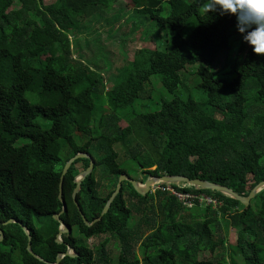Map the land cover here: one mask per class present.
I'll use <instances>...</instances> for the list:
<instances>
[{
	"label": "trees",
	"instance_id": "obj_1",
	"mask_svg": "<svg viewBox=\"0 0 264 264\" xmlns=\"http://www.w3.org/2000/svg\"><path fill=\"white\" fill-rule=\"evenodd\" d=\"M123 1L55 0L45 5L43 0H0V264H44L27 252L28 240L18 224L3 225L10 219L22 223L32 252L48 263H55L68 245L77 257L65 256L58 264H96L104 256L86 242L109 234L123 245L113 264H264V190L245 208L219 192L187 185L160 184L141 197L122 182L107 213L86 226L72 198L74 178L89 165L86 158L75 160L63 178L66 213L59 218L71 233L55 242L61 171L78 153L93 160L74 199L88 223L100 216L113 192L99 197L98 168L100 177H115L116 183L128 166L147 176L208 181L243 197L264 180V0ZM116 5L153 23L143 32L157 46L137 50L127 76L104 92V74L71 56L72 51L80 56L74 46L83 24L92 18L107 21L106 13ZM126 12H115L111 21ZM158 30L163 42L155 39ZM222 53L224 62L211 70ZM196 64V95L183 97L178 94L179 72ZM156 80L171 99L136 112L134 103ZM121 120L128 123L125 128L119 127ZM128 140L142 142L146 149L119 163L113 147ZM62 151L66 155L61 159ZM168 188L188 198L179 200ZM125 191L144 208L129 207ZM154 200L159 201L156 229L141 241L140 258L129 255L126 236L138 231L141 239L148 225L139 231L131 221L133 211L148 210ZM191 209L199 210L189 214L197 220L187 222L181 214ZM220 226L225 237L217 240ZM229 229L236 232V241L226 245L228 259L199 260L200 253L213 254L225 246Z\"/></svg>",
	"mask_w": 264,
	"mask_h": 264
},
{
	"label": "rangeland",
	"instance_id": "obj_2",
	"mask_svg": "<svg viewBox=\"0 0 264 264\" xmlns=\"http://www.w3.org/2000/svg\"><path fill=\"white\" fill-rule=\"evenodd\" d=\"M45 5H49L55 2V0H43ZM125 4L131 5L130 0H124ZM127 10V12H126ZM124 11L126 14L124 17L119 18L118 20H112V17L115 12ZM108 18L107 21L102 19L92 18L86 21L82 27V34L77 38L76 45L74 46V51H76L80 56L77 57L72 51L71 58H76V60H81L85 65L89 66L91 69L100 72L103 75V78L106 81V84L103 88V91L106 92L112 84H114L115 79L117 81L124 79L129 71V66L133 60L134 53L137 50L148 49L153 50L157 46V42H154L152 36H145L143 31L148 30L152 27L153 23H149L144 20V17H139L131 8L122 9L118 5L112 10L106 13ZM109 22H112L109 24ZM134 30V31H132ZM128 34V35H127ZM155 39H159L160 42H163L162 32L158 30L156 32ZM225 60V53H222L218 57V65L217 68L211 66V70L216 71L218 67L221 66ZM198 64L193 66L185 67L181 72H179V76L181 78V85L178 87V94L186 97L187 95L195 96L196 92L192 87L193 82L195 83L193 72L196 71ZM106 68V69H105ZM105 69V70H104ZM157 81V80H156ZM107 89V90H106ZM160 99H164L165 101H169L171 99L170 95L167 94L159 84V82H152L149 88L146 90V95L139 101L134 103L133 107L136 112L145 113L148 111V107L150 103H157ZM102 109V113H103ZM101 114H97L96 120L98 116ZM36 123L45 126V123H42L41 120H36ZM127 122L121 120L118 125L120 128H125L127 126ZM133 139V138H128ZM91 151H94L91 148ZM146 146L142 142H138L136 140H129L123 144L118 143L115 144L113 150L118 155V162L124 163L127 158L133 155L143 154ZM66 155L65 151H62L59 156L60 158H64ZM96 159L99 157L95 154ZM125 165V164H124ZM154 168H151L153 170ZM125 170L130 178L140 182L145 175V170L142 169H131L128 166H125ZM100 168L94 174V178L96 180L97 192L99 197H105L110 191H113L117 185L115 177H100ZM126 174V175H127ZM143 184V183H142ZM160 184H155L150 187V193H154L155 190L160 189ZM128 192V190H126ZM124 192L123 199L126 200L127 205L130 207L131 204H138L140 208H144L145 204H140L137 200L129 197L127 192ZM203 201H201V204ZM200 204V205H201ZM154 206V209L152 208ZM159 207V201L154 200L148 204V210H141L140 212L133 211L132 214V223L138 227L137 229L140 231L142 228L145 229L143 237L138 238V231H136V235L126 236L128 237V245L130 246L129 252H125L127 254L134 253L138 258L139 257V246L143 238L154 231L156 229L157 221L160 220L159 214H157V209ZM204 206L201 205L199 210L203 213ZM192 212L182 213L183 219L187 222H193L197 220V218H192L189 216L190 213L193 215L197 213L199 210L191 209ZM154 211V212H153ZM193 211H195L193 213ZM180 216V215H178ZM176 217L179 219V217ZM150 220V223L148 222ZM73 236H76L77 228L73 226ZM64 237L67 235L64 234ZM215 237L217 240H220L225 237V230L220 226L215 232ZM108 240L102 247V243L104 240ZM236 241V232L233 229H229L227 233V242L224 247L217 249L213 254H209L207 252L200 253L198 255L199 260H212L216 261L221 258L228 259V244H235ZM86 245L89 249H91L97 256H99V252L103 254L104 258L97 257L99 260H96V264H113L117 259L119 252L122 250V243L115 236H111L109 234H103L99 236L92 237L87 240Z\"/></svg>",
	"mask_w": 264,
	"mask_h": 264
},
{
	"label": "water",
	"instance_id": "obj_3",
	"mask_svg": "<svg viewBox=\"0 0 264 264\" xmlns=\"http://www.w3.org/2000/svg\"><path fill=\"white\" fill-rule=\"evenodd\" d=\"M81 158H86L89 160V165L88 167L82 171L81 173H79L75 178H74V183H75V188L72 192V198H73V202L74 205L77 209V211L80 214L81 219L83 220L84 224L86 226H91L94 223H96L97 221L100 220V218L105 215L111 205V203L113 202V200L116 198V196L119 194L120 190H121V186H122V182H127L131 185V187L133 188V190L141 197L146 196L147 194L150 193V187L154 186L155 184H166V185H187V186H192L195 189H203V190H211V191H216L219 192L235 201H238L243 207H248L250 201L255 197V195L259 192H261L262 190H264V180L259 182L257 185H255L251 191L249 192V194L246 197L240 196L238 194H236L232 189L218 185V184H214V183H210L208 181H204V180H199V179H189L187 177L184 176H168V175H163V176H159V177H154V176H147V178L144 180L143 184L130 178L128 175L126 174H122L118 177V181H117V185L115 187V189L113 190V192L111 193L110 197L107 199L101 213L100 216L98 218H95L91 223H88L86 221V219L84 218L83 214L81 213L79 206L76 204V202L74 201L76 194L79 192L80 190V186L82 181L91 174L92 170H93V160L91 158L90 155L86 154V153H78L76 155H74L72 158H70L63 166V169L61 171V175H60V180H59V186H58V199L62 205V210L58 213L53 215V219L56 220L59 223V228H58V234L57 237L55 239V242L57 244L62 243V240L60 239V236L63 234H70L71 233V228L69 227L68 224H65L60 218L59 216L63 213H66V205L65 202L62 198V183H63V178L66 174V172L68 171V169L70 168V166L73 164V162L77 159H81ZM18 224L21 229L23 230L24 234L27 237L28 243H27V247L26 250L27 252L35 259H37L40 262H43L44 264H58L62 258H64L65 256L71 257V258H75L77 257V254L75 253L74 249L71 248L70 246L66 245V251L64 253H58L56 256V261L55 263H48L46 261H44L41 257L37 256L36 254H34L31 250L30 247V235L28 230L22 225L21 222L17 221L16 219H10L6 222L3 223V225L6 224ZM3 239V233L0 230V242Z\"/></svg>",
	"mask_w": 264,
	"mask_h": 264
},
{
	"label": "built area",
	"instance_id": "obj_4",
	"mask_svg": "<svg viewBox=\"0 0 264 264\" xmlns=\"http://www.w3.org/2000/svg\"><path fill=\"white\" fill-rule=\"evenodd\" d=\"M168 190L175 196L177 197L179 200H186L188 198V196H184V195H181V194H178L176 192H174L173 190L169 189ZM206 204H209L211 201L207 198H205V200H203ZM187 203L188 206H190V203L189 202H185ZM215 203V202H213Z\"/></svg>",
	"mask_w": 264,
	"mask_h": 264
},
{
	"label": "flooded vegetation",
	"instance_id": "obj_5",
	"mask_svg": "<svg viewBox=\"0 0 264 264\" xmlns=\"http://www.w3.org/2000/svg\"><path fill=\"white\" fill-rule=\"evenodd\" d=\"M142 181V180H141ZM144 181H142V183H143Z\"/></svg>",
	"mask_w": 264,
	"mask_h": 264
}]
</instances>
